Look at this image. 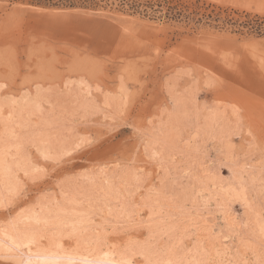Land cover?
<instances>
[{"label": "rangeland", "instance_id": "obj_1", "mask_svg": "<svg viewBox=\"0 0 264 264\" xmlns=\"http://www.w3.org/2000/svg\"><path fill=\"white\" fill-rule=\"evenodd\" d=\"M5 17L8 22L18 18L20 28L10 34V47L0 41V84H7L0 89V142L12 144L11 153L19 148L27 175L17 170L16 184L1 196L0 226L32 209H47L51 216L55 203L70 207L75 201L74 206L84 205L81 212L94 216L90 222L94 243L100 241L104 250L114 244L117 252L143 261L142 253L155 249L157 255L149 256L160 257V264L180 258L186 264V256L196 257L195 242L192 236L183 241L187 255L177 244L172 247L179 234L173 229V235L170 229L167 232L170 224L164 223L168 225L164 234L151 237L140 228L132 239L135 243L126 240L130 232H111L114 227L124 230L136 216L141 221L153 217L148 203L153 197L154 204L166 209L161 214L174 213V218L193 197L192 202L201 198L192 192L203 185L194 181V175L187 180L182 172L164 170L169 156L182 159L176 151L190 137L195 141L188 146L203 149V161L216 175L206 182L209 186L203 185L212 192L209 195L216 194L210 183L222 178L224 187L227 181L225 188L245 191L264 220V0H0V37ZM92 59L107 61L102 72ZM5 61L15 65L14 73H6ZM32 98L40 101L38 108L29 105ZM20 105L25 111L19 110ZM5 126L10 134L2 133ZM125 144L133 150L134 168L117 159V149ZM185 158L181 167L188 165ZM242 184L247 185L245 190L240 189ZM217 195L213 196L217 203H227L225 196L220 200ZM229 202L238 217L253 214L243 210L239 201ZM102 219L108 233L97 227ZM242 225L228 232L224 243L232 248V255L240 253V258L252 262L254 255L260 258L264 253V234L256 231L255 224ZM65 231L68 234L58 239L60 243L74 238ZM11 257L0 253V264H12Z\"/></svg>", "mask_w": 264, "mask_h": 264}, {"label": "bare ground", "instance_id": "obj_2", "mask_svg": "<svg viewBox=\"0 0 264 264\" xmlns=\"http://www.w3.org/2000/svg\"><path fill=\"white\" fill-rule=\"evenodd\" d=\"M47 91V90H46ZM36 98H37V95H35ZM177 96V95H176ZM41 98V97H39ZM110 98V97H109ZM107 100V99H106ZM42 101V100H41ZM40 102V101H39ZM36 101V99H33L32 98V101L29 102V105L32 106V108H35V106L38 108V103ZM17 103V102H16ZM27 103V102H26ZM29 106V107H30ZM41 106V105H40ZM25 106L24 105H20L19 106V110L23 109ZM15 109V107H14ZM11 111H13L11 109ZM16 111V109H15ZM14 111V112H15ZM22 111V110H21ZM24 111H25V108H24ZM13 112V113H14ZM10 113V112H9ZM12 113V114H13ZM3 114V113H2ZM1 114V115H2ZM21 114V113H20ZM19 114V115H20ZM9 116V114L7 115ZM10 116H11V113H10ZM18 116V115H17ZM7 118V117H6ZM10 117H8L9 119ZM213 118L215 119V116H210L209 119L213 120ZM5 119V118H4ZM24 119V118H23ZM22 119V121H23ZM217 116H216V120H217ZM16 122V121H15ZM24 122V121H23ZM22 122V124H23ZM5 125L7 123H4ZM20 124H21V121H20ZM17 127V126H16ZM1 128V127H0ZM18 129V128H17ZM198 130V129H197ZM196 130V133L198 132ZM206 130V129H205ZM201 131V130H200ZM230 131V130H229ZM10 132V128L9 127H4L3 130H2V133H4L5 135H7L8 133ZM12 132V131H11ZM38 133V132H37ZM41 133V132H40ZM39 133V134H40ZM233 133V132H232ZM10 134V133H9ZM38 134V135H39ZM229 134V133H228ZM4 135V136H5ZM46 135V133H45ZM193 135V134H192ZM197 135V134H196ZM223 135V134H222ZM226 135V134H225ZM37 136V134L35 135ZM40 136V135H39ZM43 136V135H42ZM17 137V135H16ZM50 137V136H49ZM225 137V136H224ZM236 137V136H235ZM7 138V137H6ZM35 138V137H34ZM37 138V137H36ZM42 138V137H41ZM40 138V139H41ZM48 138V137H47ZM5 139V138H4ZM44 139V138H42ZM41 139V140H42ZM222 139V138H221ZM224 139V138H223ZM222 139V140H223ZM2 140V139H1ZM12 140V139H11ZM16 140V139H15ZM41 140H38L37 143H40L39 141ZM49 140V139H48ZM189 140V141H187ZM225 140V139H224ZM6 141V139H5ZM18 143H19V140H16ZM44 142H47L46 140H43ZM42 141V142H43ZM190 141H195V137H190V138H186V145L183 149H178L176 151V153H179L183 159V157L185 159H187L188 162H184L185 164H188V165H185L184 167H181V165L179 164L180 161L182 160H179L177 161V155L174 154L173 156H169L170 158V162H168V165L164 167V170L168 173V171H174V173H181L182 172V177H185L187 178V180H189V178L194 175L193 177H191V179L193 178L194 181L196 180V183L197 182H201L204 186H209L207 183L210 182L211 179H213L215 176L214 174L211 173V171L209 172V170L207 169L208 167L207 164L205 163V161H203V156H204V153L203 152V149L200 150V148L198 147H191V146H188V144L190 143ZM2 142H4V140H2ZM0 142V198L1 196L6 193L7 191H9L17 182V179H18V175L16 173L17 170L19 169H22L24 172L27 170V165L24 163V165L22 164V162L20 163L21 159L19 157H21V152H19V148L16 146V149L14 151V153H11V151H9V148L11 145H8V143L4 142L2 143ZM8 142H10L8 140ZM13 142V141H12ZM52 142V141H51ZM54 142V141H53ZM6 143V144H5ZM196 143V142H195ZM223 143V141H222ZM20 144V143H19ZM44 144V143H43ZM225 144V143H224ZM14 145V144H13ZM39 145V144H38ZM172 145V144H171ZM183 145V144H182ZM168 147V146H167ZM44 149V147H42ZM170 148V146H169ZM178 148V147H177ZM222 148V147H221ZM227 148V147H226ZM40 149V148H39ZM22 150V149H21ZM17 152V153H16ZM46 152V151H45ZM45 152H42L44 154H46ZM49 152V151H48ZM156 152V151H155ZM153 152V153H155ZM158 152H156L157 154ZM230 153V152H229ZM232 154V153H231ZM15 155H18V157L15 158ZM169 155V154H168ZM24 156V155H23ZM26 156V155H25ZM42 156V155H41ZM166 156V155H165ZM27 157V156H26ZM167 157V156H166ZM230 157V156H228ZM22 158V157H21ZM164 158V157H163ZM206 158V157H205ZM232 158V157H231ZM231 158H225L226 162H229L231 161L230 159ZM28 159V158H27ZM161 159V158H160ZM159 159V160H160ZM26 160V159H25ZM184 160V159H183ZM27 161V160H26ZM165 162V161H164ZM167 162V161H166ZM235 162V161H234ZM163 163V162H162ZM209 163V162H208ZM165 164V163H163ZM220 165V164H219ZM222 166V165H221ZM225 166V165H224ZM31 167V166H29ZM161 167V165H160ZM223 167V166H222ZM143 168V167H142ZM145 168V167H144ZM143 168V169H144ZM163 168V166H162ZM181 169V170H178V169ZM244 168V172L246 171L245 170V167L244 165L241 166V169ZM253 168V167H252ZM32 169V168H31ZM103 169V167H102ZM172 169V170H171ZM29 170V169H28ZM100 171V170H99ZM104 171V169L102 170V172ZM164 171V172H165ZM236 171V170H234ZM248 171V169H247ZM246 171V172H247ZM221 172V171H219ZM219 172H218V176L219 177H222V175H219ZM240 172H242L240 170ZM245 172V173H246ZM26 173V172H25ZM104 173V172H103ZM108 173V172H107ZM112 173V172H111ZM171 173V172H170ZM234 175L235 173L232 172ZM244 174V173H243ZM249 174V172H248ZM173 175V174H172ZM179 175V174H178ZM254 175V174H253ZM97 176V175H96ZM103 176V175H101ZM111 176V175H109ZM113 176V175H112ZM217 176V177H218ZM236 176V175H235ZM241 176V175H240ZM243 176V175H242ZM241 176V178H242ZM249 176V175H248ZM106 177V176H105ZM168 177V176H167ZM233 177V176H232ZM253 177V176H252ZM256 178V177H255ZM89 179V178H88ZM86 179V180H88ZM103 179V178H102ZM217 179V178H215ZM219 179V178H218ZM217 179V181H213L211 182V186L216 194H218L220 197H218L219 199L223 198L221 195L225 196L226 199H228L227 203L232 200H237L239 201V204L240 206L243 207V210H247L248 212H252L253 214H251L250 216H247V217H238L235 212L233 211L232 207L229 206L228 204L230 203H224L226 201H222V203H217V200L216 198L217 197H213L214 195L216 196V194H213V196H210V190L209 188H205L203 185H199L198 186V190L196 191H192L195 193V195L201 197L199 200H195L192 202V199H194V197L190 200L191 201V204L190 206L187 208H184V209H181L179 211H177V214L178 216H176L174 218V210L171 209L173 212V214H161L162 211H166L162 209V207L160 208V205L159 204H154V202H156L153 198H151L149 200V197L148 196V203H149V209H150V214L151 216L153 217H148V220L146 219V221H141L137 218H132L129 220V222L127 221V226H125V229L123 230V226L122 228H112V232L111 233H114L116 232L115 234H118V232H129L132 233L130 235V237H128L126 240L127 241H131L133 238H137L138 237V230L140 228H144L147 232H149L150 234V237L151 235L154 233L157 234V232H162L161 234H164V232H166V229L164 230V226L166 224H170L171 227H169L167 229V232L168 230L170 229V232L171 234L173 233L171 229L173 230H177V231H174V232H177L179 234V238L175 239V236H174V239L175 241L174 244L172 245V247L174 245H178L179 248L182 249V253H186L185 255H187V251L188 250V246H183V241L186 240L185 238H189V236L192 238V240L195 242L194 246L195 249H196V254L195 256L196 257H192L191 255V258H186L185 257V262L186 264H197V262H205V261H213L215 262V264H255L256 261L259 260V256L258 255H254V259L252 260V262H248V259L246 261V259L244 258H240V253H239V256H237V254L234 256L231 254V249L229 248L228 245H225L224 241L228 238V236H230L231 233L228 234V232H231V230H239L241 228V223H243L244 225V228L247 227L248 225H250V223H253L252 226H255V227H258V229L256 228H253L254 230L256 229L257 230H261V233L264 234V220L263 218L261 217L260 215V211L259 210H256L255 207V204L251 203V200H249L248 197L250 196H247L245 191H236V189L234 187H229V185L226 187V183L227 181H223L224 184H225V187L223 186L222 184V181H220V178L219 180ZM228 179V178H227ZM233 179V178H231ZM240 178H238L239 180ZM249 179H252V178H249ZM248 179V180H249ZM114 180V179H113ZM242 180V179H240ZM239 180V181H240ZM244 180V179H243ZM257 180V179H256ZM91 181V180H90ZM103 181V180H102ZM105 182V181H104ZM107 182V181H106ZM109 182H111L109 180ZM126 182V181H125ZM207 182V183H206ZM229 182V181H228ZM242 182V181H240ZM244 182V181H243ZM242 182V183H243ZM91 183H94V182H91ZM195 183V184H196ZM238 183V181H237ZM256 183V182H255ZM253 184V182L251 184L253 185H256V184ZM193 184V185H195ZM236 184V182H235ZM239 184V183H238ZM235 185V187L238 186ZM241 184V183H240ZM250 184V183H249ZM232 185V184H231ZM234 185V184H233ZM232 185V186H233ZM88 186V185H87ZM244 186H247V185H241V188L242 190H245L244 189ZM229 187V188H228ZM195 188V187H194ZM152 191V190H151ZM157 191H158V188H157ZM190 192V190H188ZM210 191V192H208ZM94 192V191H93ZM109 192V191H108ZM116 192V191H115ZM186 192V191H185ZM82 193V192H81ZM119 191L116 193L118 194ZM149 193V192H148ZM153 193V192H152ZM159 193V192H157ZM161 193V192H160ZM193 193V194H194ZM212 193V192H211ZM214 193V192H213ZM112 194V193H111ZM147 194V192H146ZM150 194V193H149ZM155 194V193H154ZM154 194H151L152 196ZM163 194V193H162ZM189 194V193H188ZM148 195V194H147ZM217 195V196H218ZM61 196V195H60ZM63 196V195H62ZM68 196V194H67ZM115 196V195H114ZM117 196V195H116ZM151 196V197H152ZM156 196V195H154ZM158 196V195H157ZM156 196V197H157ZM191 196V195H190ZM194 196V195H193ZM75 197V196H74ZM108 197V196H107ZM192 197V196H191ZM64 198H68V197H65ZM63 198V199H64ZM147 198V197H146ZM159 198V197H157ZM55 199V198H54ZM62 199V200H63ZM69 199V198H68ZM72 199V198H71ZM70 199V200H71ZM77 199V198H75ZM107 199V198H106ZM105 199V200H106ZM141 199V198H140ZM189 199V197H188ZM220 199V200H221ZM226 199H223V200H226ZM2 200V199H1ZM0 200V201H1ZM4 200V199H3ZM65 200V199H64ZM67 200V199H66ZM78 200V199H77ZM144 200V199H142ZM52 201H55V200H52ZM57 201V200H56ZM60 201V200H58ZM68 201V200H67ZM73 201V199L71 200ZM63 202V201H62ZM145 202V200L143 201V203ZM160 202V201H159ZM186 202V200H185ZM54 203V202H53ZM66 203V202H64ZM64 203H58L56 204L55 203V209L53 211V215H49V210L47 209H32L31 211L29 212H24V213H21L20 215H18L16 217V219H13L12 223H10L9 225H5V226H0V241H2L4 243V247L2 249H0V253L1 254H10L12 255V259H13V263L12 264H100V262L102 261H107V260H113V259H116V260H119L121 258L122 255H127L129 256L133 261H140L139 259L135 258L134 256L130 255L129 253H124L119 251L117 252L118 250L113 247L112 245V249L109 248V246H105V249L104 250L100 245L101 242L99 241L98 244L94 243L95 239L92 235V230L90 228V226L93 224L90 223L92 221V217L94 219V216H92L89 212H87L86 210V213H84L85 211L81 212L82 209H84V205L82 204V208L79 207V205H76L74 206L75 204V201L73 204L70 203V207L69 205L67 206V204H64ZM141 203V202H140ZM146 203V202H145ZM89 204V203H87ZM106 204V203H105ZM162 204V203H161ZM73 205V206H71ZM91 205V203L89 204V206ZM102 205V209H106L104 208L103 204ZM129 205V204H128ZM213 205L215 207V210L213 212H211L209 210V207ZM254 205V206H253ZM41 206V205H40ZM86 206V205H85ZM88 206V208H89ZM135 206V205H134ZM170 206V205H169ZM80 208V212L83 214V215H80L81 213L79 214H76V211H78L79 208ZM107 207V204L106 206ZM136 207V206H135ZM148 207V204L147 206ZM168 207V206H166ZM177 207V206H176ZM179 207V206H178ZM91 208V207H90ZM101 208V206H100ZM181 208V207H180ZM241 208V207H240ZM87 209V208H86ZM142 209V208H141ZM162 209V210H161ZM177 209V208H176ZM92 209H90V212H91ZM101 210V209H100ZM99 210V211H100ZM108 210V208H107ZM168 210V209H167ZM127 211V210H126ZM141 211V210H140ZM20 212V211H19ZM22 212V211H21ZM105 212V211H104ZM169 212V211H168ZM92 213V212H91ZM96 213V212H95ZM111 213V212H110ZM165 213V212H164ZM171 213V211H170ZM85 214V215H84ZM90 214V216H88ZM102 214V213H101ZM109 214V212H108ZM114 213H112V217L115 215H113ZM117 214V213H116ZM98 215V214H97ZM104 215V217L106 216L105 214H102ZM15 216V215H14ZM92 216V217H91ZM110 216V217H111ZM96 217V216H95ZM118 217V216H117ZM145 217V216H144ZM151 218V219H150ZM108 219V217H107ZM106 220V217L105 219ZM112 220H114L112 218ZM111 220V221H112ZM116 223L120 224L119 221L121 219H116ZM103 221V219L100 221V223H98L99 226L95 225V227H99L103 230L104 233H108L107 232V228H108V225L106 223H103L101 224ZM150 221L152 223H150ZM241 221V222H240ZM107 222V221H106ZM109 222V221H108ZM114 222V221H113ZM147 223H150V225L146 224ZM96 223V222H94ZM116 223L112 224V225H116ZM146 224V225H142V224ZM164 223H166L164 225ZM111 224V222H110ZM255 224V225H254ZM152 225V226H151ZM169 225V226H170ZM91 226V227H92ZM168 226V225H166ZM165 226V227H166ZM251 226V225H250ZM251 226V227H252ZM109 227H112V226H109ZM121 227V225H120ZM99 228L97 230H99ZM155 228V229H153ZM243 228V227H242ZM244 228L242 231H244ZM66 229H68L69 233L73 235V239L70 240V239H66L64 240L63 242H59V238L62 236V235H65V234H68V233H65ZM96 230V229H95ZM246 230V229H245ZM248 230V228H247ZM254 230H253V233H254ZM27 232V235L29 236V238L32 240L31 243H29L28 239H24L23 238V234ZM95 232V231H94ZM97 232V231H96ZM239 232V231H237ZM241 232V231H240ZM99 233V232H98ZM101 233V231H100ZM176 233V234H177ZM95 234V233H94ZM113 234V235H115ZM160 234V233H159ZM260 234V233H259ZM258 234V235H259ZM100 235V234H99ZM104 235V234H103ZM173 235V234H172ZM233 235V234H232ZM237 235V234H236ZM71 236V235H70ZM154 236V235H153ZM163 236V235H162ZM178 236V235H177ZM239 236V235H237ZM236 236V237H237ZM254 236V235H253ZM97 237H100L101 238V235ZM96 237V238H97ZM105 239L107 238V236H103ZM157 237V235H156ZM167 237V236H166ZM165 237V238H166ZM248 237V236H247ZM251 236H249L247 239H250ZM259 237V236H258ZM264 237V236H263ZM72 238V237H71ZM104 238H102L104 240ZM173 238V237H172ZM239 238V237H238ZM244 238V237H243ZM242 237L239 238V239H243ZM115 240H119V236H115L114 238ZM152 239V238H151ZM157 239V238H156ZM160 239V238H159ZM172 239V240H174ZM245 239V238H244ZM100 240V239H98ZM107 240V239H106ZM105 240V241H106ZM125 240V239H124ZM123 240V241H124ZM137 240V239H136ZM167 240V239H165ZM109 241V240H107ZM106 241V242H107ZM126 241V243H127ZM133 241V240H132ZM158 241V240H157ZM240 241V240H239ZM249 241V240H248ZM15 242V243H14ZM103 243L104 245L107 244V243ZM134 242V241H133ZM138 242V241H137ZM169 242H172V241H169ZM172 242V243H173ZM190 242V241H189ZM111 243V242H109ZM114 243V242H113ZM135 243V242H134ZM133 243V244H134ZM145 243V242H144ZM149 244H151L150 242H148ZM160 243V242H159ZM244 243V242H243ZM248 243V242H247ZM15 244H19L20 247H16ZM112 244V243H111ZM120 244V243H119ZM130 244V243H128ZM132 244V242H131ZM154 244V243H153ZM158 244V243H157ZM170 244V243H169ZM168 244V245H169ZM137 244H135V246H137ZM140 245V244H139ZM138 245V247H139ZM243 245V244H242ZM241 245V246H242ZM247 246V244H245ZM111 246V245H110ZM128 245H124V247ZM146 246V245H145ZM154 246V245H153ZM152 246V248H153ZM156 246V245H155ZM257 246V245H256ZM116 247V245H115ZM127 247L125 249H127ZM143 247V246H142ZM157 247V246H156ZM159 247V246H158ZM163 247V245L161 246ZM171 247V248H172ZM176 247V246H175ZM174 247V248H175ZM192 247V248H193ZM237 247V246H236ZM9 248H11V250H9ZM133 248V247H132ZM178 248V247H177ZM178 248V249H179ZM238 248V247H237ZM241 248V247H240ZM243 248V247H242ZM131 249V247H130ZM137 249V247H136ZM141 249V248H139ZM146 250V248H144ZM149 249V248H147ZM151 249V248H150ZM158 249V248H156ZM166 251L169 252V250L167 248H165ZM191 249V248H190ZM244 249V248H243ZM242 249V250H243ZM260 249V248H259ZM138 250V249H137ZM155 250V249H154ZM149 251V254H155L157 255V253H155L156 251ZM163 250V249H161ZM176 250V249H175ZM174 250V251H175ZM192 250V249H191ZM134 251V249L132 250ZM139 251V250H138ZM141 251L143 252V250L141 249ZM148 251V250H147ZM171 251H173V249H171ZM173 251V252H174ZM178 251V250H177ZM135 252V251H134ZM140 252V251H139ZM138 252V253H139ZM141 252V253H142ZM145 252V251H144ZM151 252V253H150ZM181 252H180V249H179V255H181ZM191 252V251H190ZM188 253V254H191V253ZM245 252V250L243 251ZM148 253V252H147ZM172 253V252H171ZM176 253V252H175ZM192 253H193V250H192ZM238 253V251H237ZM174 254V253H172ZM246 254V253H245ZM140 255V253H139ZM176 255V254H175ZM5 256V255H4ZM167 256H172V255H167ZM237 256V257H236ZM246 256V255H245ZM144 257V256H143ZM175 256H173L172 258H174ZM183 257V256H182ZM242 257V256H241ZM244 257V256H243ZM152 258H153V261L154 262H158L159 263V259H161L160 257L158 256H153L152 255ZM164 258H167V257H164ZM171 258V257H169ZM168 258V259H169ZM180 258V257H179ZM248 258V257H247ZM163 259V258H162ZM176 259V258H175ZM174 259V260H175ZM184 259V257H183ZM181 260V258H180ZM179 260V261H180ZM163 261V260H162ZM173 261V260H172ZM177 259L173 262H176ZM12 262V261H11ZM161 262V260H160Z\"/></svg>", "mask_w": 264, "mask_h": 264}, {"label": "snow or ice", "instance_id": "obj_3", "mask_svg": "<svg viewBox=\"0 0 264 264\" xmlns=\"http://www.w3.org/2000/svg\"><path fill=\"white\" fill-rule=\"evenodd\" d=\"M5 25L3 28V34L2 37H0V41H2L5 45V47H10V34L19 31L20 28V21L18 18H14L11 22H8V17H5ZM91 63L96 67V69L100 72L103 71L104 64L107 63L105 60H98V59H92ZM4 68L6 70V73H14L15 72V65L10 64L8 61H5ZM7 84H0V89H6ZM121 88H123V79L121 82ZM132 101H129L131 103ZM14 103V101H13ZM138 134H141L140 129H136ZM262 134H264V129L261 130ZM133 150L129 148L127 144L120 146L117 149V159H122L126 161V166L129 168L135 167V158L132 155ZM135 152L138 154L139 149L136 148ZM47 158V157H46ZM41 171L40 169H37V172ZM27 175V172L25 173ZM24 239H28L29 243L32 242V240L27 235V232L23 234ZM15 243V242H14ZM16 247H20L19 244H15ZM4 247V243L0 241V249ZM262 248H264V242H262L261 245ZM11 250V248H9ZM144 256L143 261H133L129 256L122 255L119 260L113 259V260H107L102 261L100 264H158V262H154L153 259L150 258L149 254L147 252L142 253ZM167 264H174L173 261L169 260ZM175 264H183V261H177ZM197 264H215L213 261H205V262H197ZM255 264H264V253H262L261 257L258 261L255 262Z\"/></svg>", "mask_w": 264, "mask_h": 264}]
</instances>
